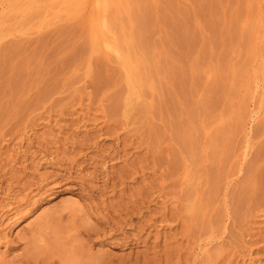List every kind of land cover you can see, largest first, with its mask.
I'll return each mask as SVG.
<instances>
[{
  "label": "rangeland",
  "instance_id": "1",
  "mask_svg": "<svg viewBox=\"0 0 264 264\" xmlns=\"http://www.w3.org/2000/svg\"><path fill=\"white\" fill-rule=\"evenodd\" d=\"M59 262L264 264V0H0V264Z\"/></svg>",
  "mask_w": 264,
  "mask_h": 264
},
{
  "label": "bare ground",
  "instance_id": "2",
  "mask_svg": "<svg viewBox=\"0 0 264 264\" xmlns=\"http://www.w3.org/2000/svg\"><path fill=\"white\" fill-rule=\"evenodd\" d=\"M47 260H52V259L49 258V259H47ZM43 261H44V260H43ZM45 261H46V259H45ZM59 264H61V263L59 262Z\"/></svg>",
  "mask_w": 264,
  "mask_h": 264
}]
</instances>
